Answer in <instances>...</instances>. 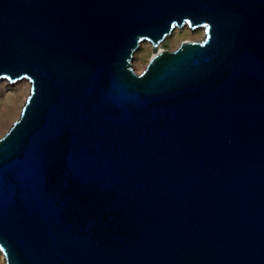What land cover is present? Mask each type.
I'll use <instances>...</instances> for the list:
<instances>
[{
	"label": "water",
	"instance_id": "1",
	"mask_svg": "<svg viewBox=\"0 0 264 264\" xmlns=\"http://www.w3.org/2000/svg\"><path fill=\"white\" fill-rule=\"evenodd\" d=\"M0 80L4 264H264V0H0Z\"/></svg>",
	"mask_w": 264,
	"mask_h": 264
},
{
	"label": "rangeland",
	"instance_id": "2",
	"mask_svg": "<svg viewBox=\"0 0 264 264\" xmlns=\"http://www.w3.org/2000/svg\"><path fill=\"white\" fill-rule=\"evenodd\" d=\"M203 36V29L197 27L191 29L188 26L180 28L175 27L171 33L164 38L158 45V48L173 49L182 40H195ZM152 54L151 44L148 41L140 43L139 47L133 52L132 65L136 73L140 72ZM14 83V82H12ZM7 80L0 81V135L9 127V125L17 118L19 106L22 104L23 94L27 81H19L17 88L13 87ZM0 264H4L0 253Z\"/></svg>",
	"mask_w": 264,
	"mask_h": 264
},
{
	"label": "bare ground",
	"instance_id": "3",
	"mask_svg": "<svg viewBox=\"0 0 264 264\" xmlns=\"http://www.w3.org/2000/svg\"><path fill=\"white\" fill-rule=\"evenodd\" d=\"M184 26H186V25H184ZM159 44H160V43H159ZM159 44H158V45H159ZM158 45H157V49H159V48H158ZM0 81H1V80H0ZM19 81L22 82L23 80L15 81V82L12 83L11 85H12L13 87L17 88ZM10 83H11V82H10ZM24 87H25V92H24V94H23L22 102L24 101V99H25V97H26V95H27V93H28L29 83H27V85H25ZM21 106H22V104H20V106H19V111H20ZM1 255H2V254H1Z\"/></svg>",
	"mask_w": 264,
	"mask_h": 264
}]
</instances>
